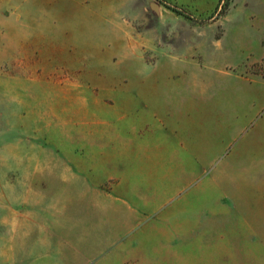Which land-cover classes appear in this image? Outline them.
Listing matches in <instances>:
<instances>
[{
  "label": "rangeland",
  "instance_id": "374dc122",
  "mask_svg": "<svg viewBox=\"0 0 264 264\" xmlns=\"http://www.w3.org/2000/svg\"><path fill=\"white\" fill-rule=\"evenodd\" d=\"M231 1L0 0V264L65 263L59 244L22 243L19 215L40 203L55 233L66 226L70 158L105 191L122 179L120 203L140 211L104 264H264V0H234L222 19ZM197 43L214 62L163 86L186 100L123 95L154 48ZM181 108L197 113L170 119L183 132L149 142V112ZM132 127L139 141L124 139Z\"/></svg>",
  "mask_w": 264,
  "mask_h": 264
},
{
  "label": "crops",
  "instance_id": "0c3cea01",
  "mask_svg": "<svg viewBox=\"0 0 264 264\" xmlns=\"http://www.w3.org/2000/svg\"><path fill=\"white\" fill-rule=\"evenodd\" d=\"M231 2L232 4L229 10L223 15L222 19L229 15L234 0ZM221 20L219 23H221ZM215 23L217 22H213L211 25ZM212 49V46L202 43L169 45L163 48H154V52L156 54H161L162 58L157 57V60L151 63L139 62L133 64L134 67L132 66V68L150 67V71L147 74H142L141 72H126V78L133 81V91L131 94L123 95H130L133 101L142 100L139 95L141 94L142 88L146 85L149 92L147 99L157 102L172 100L176 96L169 98L167 93L163 92V86L166 81L171 80L175 74H182L185 76L192 66L201 68L202 64L214 62L215 56ZM159 59L166 60L165 67L162 69V60ZM239 77V79H246L244 75H240ZM130 96L125 97L128 99ZM239 97L242 104L240 103L238 112H242L241 115L243 117L251 115L250 105L248 106L249 102L252 100L251 94L243 93L239 95ZM177 99L186 100L187 94H179L174 100ZM191 99L200 100L201 98L191 97ZM233 108L234 109H230V112H237V106L235 105ZM182 111L183 109L181 108L172 110L154 109L153 112H149V117L153 119V124H151L153 128H149L148 141L157 142V137H155L154 134L161 128L174 134L182 133L183 124L181 119L180 121H175L172 128L169 126L170 119L181 116H197L196 112L194 115L193 112ZM122 117H124V114H122ZM139 132L138 128H129V130L127 129L124 132V134H127L124 139H131L132 141L137 139L139 141ZM163 143L164 146H166L167 142L163 141ZM177 146L179 150L181 145ZM178 150L173 158L179 159L181 157ZM197 158V155L194 157L192 156V159L197 160ZM114 161V163L120 165L125 163L129 164L125 162L123 158L117 157ZM194 162L197 163L196 161ZM88 163V160L84 159V165ZM90 163L95 164L92 160ZM199 163H201V161ZM68 164L71 168L68 185L69 188H72L73 195L69 198L71 205L66 220V226L60 230L58 234L57 232L55 233L51 228L53 226H51V220H49L45 205H40V203L32 205L24 204L25 206L20 210L19 215L21 238L23 239L22 243L49 242L52 244H59L66 253L63 259L65 261L64 264H76L75 261L77 256L81 259L87 258L86 260L88 261L96 260V264H104L105 261H107L106 259H108V261L114 260L112 255L115 252H111L109 246L115 245L118 239L127 235L133 229L137 214L140 211L138 208L134 207L133 201L128 202L125 206L120 203L122 200L119 196H123V193H121V191L120 193L116 191L119 190L121 185V177H119L120 180L116 182L115 186L110 191H105L104 188L102 189L101 187L104 182L102 175L101 179H99L97 178V173H89L87 169L83 172H78L77 169L81 170V168L72 167L75 163L71 162V158ZM117 174L121 176V174L123 175V171L121 172V169H119V171H116V176ZM49 227L51 229L47 230ZM34 229L35 231H33ZM44 230L47 231L45 232ZM34 236L36 241L31 240Z\"/></svg>",
  "mask_w": 264,
  "mask_h": 264
},
{
  "label": "trees",
  "instance_id": "16d2710c",
  "mask_svg": "<svg viewBox=\"0 0 264 264\" xmlns=\"http://www.w3.org/2000/svg\"><path fill=\"white\" fill-rule=\"evenodd\" d=\"M223 11H224V9H223V10H219V11H217V15H218V14H222Z\"/></svg>",
  "mask_w": 264,
  "mask_h": 264
}]
</instances>
